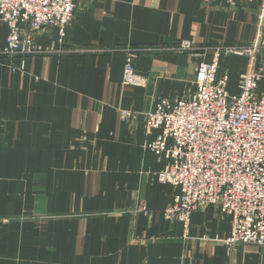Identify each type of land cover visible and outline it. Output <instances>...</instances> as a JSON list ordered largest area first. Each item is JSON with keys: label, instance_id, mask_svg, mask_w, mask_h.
Returning <instances> with one entry per match:
<instances>
[{"label": "crops", "instance_id": "0c3cea01", "mask_svg": "<svg viewBox=\"0 0 264 264\" xmlns=\"http://www.w3.org/2000/svg\"><path fill=\"white\" fill-rule=\"evenodd\" d=\"M73 2L63 44L56 28L37 42L87 53L4 55L10 30L0 21V264H264V247L229 250L230 219L214 206L188 229L166 219L180 191L158 180L168 160L149 148L161 130L145 122L161 100L195 92L202 59L180 42L207 63L217 46L241 51L220 60L231 95L247 73L264 75L262 3ZM128 46L142 87L123 85Z\"/></svg>", "mask_w": 264, "mask_h": 264}, {"label": "built area", "instance_id": "2783aa9c", "mask_svg": "<svg viewBox=\"0 0 264 264\" xmlns=\"http://www.w3.org/2000/svg\"><path fill=\"white\" fill-rule=\"evenodd\" d=\"M259 1L264 7V0ZM75 10L73 0H0V21L10 30L1 53L12 57L87 53L49 50L37 42L43 29L56 28L63 44ZM178 50L202 59L195 92L186 99H163L145 115L148 129L161 130L149 148L168 160L158 180L180 191L165 217L188 229L194 213L214 206L220 218L231 219V235L223 241L229 250L243 244L264 247V87L260 88L264 75L247 73L240 94L231 95L228 77L218 76L219 65L224 56L239 52L217 46L207 63V52L192 41L180 42ZM124 54L123 85L144 86L147 79L136 73L137 52L128 46ZM131 116L125 113L126 118Z\"/></svg>", "mask_w": 264, "mask_h": 264}, {"label": "rangeland", "instance_id": "374dc122", "mask_svg": "<svg viewBox=\"0 0 264 264\" xmlns=\"http://www.w3.org/2000/svg\"><path fill=\"white\" fill-rule=\"evenodd\" d=\"M53 50H63V51H66V52H68L69 53V51L71 50V51H73L72 49H68V48H63V46H61V47H58V48H54ZM85 50H87V49H85ZM239 52L241 53V51L239 50ZM60 54H65V53H60ZM197 71H198V67H197ZM218 214V213H217ZM219 216V215H218ZM220 218V217H219ZM226 218V217H225ZM225 218H221V219H225ZM230 222H231V219H230ZM231 227H232V224H231ZM232 229V228H231ZM226 240V239H225ZM224 240V241H225ZM261 247V246H260Z\"/></svg>", "mask_w": 264, "mask_h": 264}]
</instances>
